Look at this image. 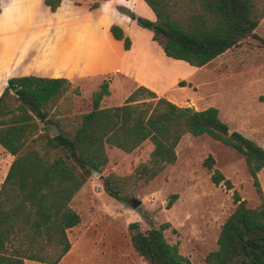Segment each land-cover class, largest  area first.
I'll use <instances>...</instances> for the list:
<instances>
[{
    "label": "trees",
    "instance_id": "1",
    "mask_svg": "<svg viewBox=\"0 0 264 264\" xmlns=\"http://www.w3.org/2000/svg\"><path fill=\"white\" fill-rule=\"evenodd\" d=\"M141 1L154 21L131 13L127 17L151 31V41L166 58L193 68L256 38L254 30L264 16L254 0ZM43 4L54 12L59 0ZM97 5L93 2L90 9ZM108 31L128 50L129 41L118 27L111 25ZM107 86L108 81L102 80L91 93L89 112L70 120H52L47 113L69 87L65 80L21 77L7 81L0 94V146L13 160L0 184V264H23L24 260L57 264L70 247L67 232L79 223L69 203L91 175L101 174L108 152L134 156L147 147L141 163L148 164L137 165L133 172L134 182L147 184L175 163L174 149L185 134L206 135L236 151L260 200L257 207L249 208L232 193L235 206L219 228L216 249L205 255L203 264H264V201L257 179L264 172V149L229 131L215 108L177 107L143 87L135 88L121 105L101 109L100 100L109 94ZM51 127L57 130L54 137ZM213 165L210 156L201 162L212 185L231 189ZM106 175L100 177L103 192L119 200L111 187L118 176ZM167 226L142 232L138 223H129V245L146 264H190L176 244L164 239Z\"/></svg>",
    "mask_w": 264,
    "mask_h": 264
},
{
    "label": "rangeland",
    "instance_id": "2",
    "mask_svg": "<svg viewBox=\"0 0 264 264\" xmlns=\"http://www.w3.org/2000/svg\"><path fill=\"white\" fill-rule=\"evenodd\" d=\"M254 2L259 10H264V0ZM27 4V17L39 13V3L33 0ZM137 11L142 13V7ZM254 34L256 38H248L207 65L193 68L162 56L159 46L151 41L150 30L137 27L130 32L133 56L143 57L149 67L153 66L150 71L155 79L166 76L171 81L159 89L156 97L193 110L215 108L229 131L241 134L264 149V16L259 19ZM153 59L157 64L151 63ZM54 74L58 71L54 70ZM104 78L110 76L74 82L55 103V108L48 111L47 118L70 120L89 112L91 93ZM120 92V88L113 87V103L121 96ZM147 151L144 147L134 156L108 152L109 160L101 174L91 175L71 200L70 207L81 223H94V226H82L90 243H82L84 240L79 235L76 239L79 253L87 263L128 264L129 259L132 263V259L136 260L132 254L125 261H116L120 257L117 249L113 243H106L110 233L118 231L123 223H138L142 232L166 223L168 226L163 231L166 242L176 244L178 253L190 264H203L205 255L216 249L219 228L235 206L232 193L236 192L249 208L260 204L242 157L206 135H183L175 148L176 159L172 166L147 184L134 182L137 165L142 168L148 164L141 163ZM207 156L213 159V168L230 182L231 189L212 185L209 173L201 166ZM107 172L118 176L111 186L119 195L118 201L102 190L100 177L108 176ZM257 179L264 201V172H259ZM131 200L139 202L134 210L129 206ZM75 232L70 231L72 241Z\"/></svg>",
    "mask_w": 264,
    "mask_h": 264
},
{
    "label": "crops",
    "instance_id": "3",
    "mask_svg": "<svg viewBox=\"0 0 264 264\" xmlns=\"http://www.w3.org/2000/svg\"><path fill=\"white\" fill-rule=\"evenodd\" d=\"M29 1L33 0H0V94L9 79H63L70 87L77 81L90 82L109 75L110 78L103 79L108 81L109 94L99 102V108L105 109L121 105L137 87H143L156 96L161 87L171 82L166 76L155 79L150 71L154 69L153 66L149 67L143 57L133 56L130 32L139 26L126 14L154 21L153 14L141 0H59L54 12H50L43 4L44 0H34L40 5L39 13L27 17ZM93 2L98 5L90 9ZM140 6L142 13L137 11ZM111 25L118 27L122 36L128 39V50H123L122 41L110 36L108 28ZM151 63L157 64L154 59ZM54 70L58 74L55 75ZM113 87L121 89V96L116 99V103L111 97ZM12 160L13 157L0 146V184ZM93 224V221H88L83 225L79 219V223L67 232L70 247L57 264H89L80 255V245L76 239L79 235L84 240L82 243H90L82 232V226L85 228ZM127 224L123 223L118 231L110 233L106 243H113L117 249L120 256L117 262L120 259L125 261L132 254L136 260L132 259L131 263L129 259L128 264L137 261L146 264L129 245ZM70 231H77L73 241L69 237ZM23 264L44 263L24 260Z\"/></svg>",
    "mask_w": 264,
    "mask_h": 264
},
{
    "label": "water",
    "instance_id": "4",
    "mask_svg": "<svg viewBox=\"0 0 264 264\" xmlns=\"http://www.w3.org/2000/svg\"><path fill=\"white\" fill-rule=\"evenodd\" d=\"M49 133H50V136H51V137H54V136H56V134H57V130H56L54 127H51V128L49 129ZM97 175H98L97 173H94V176H97ZM138 205H139V202H137V201H135V200H131V204H130L129 206H130V208H131L132 210H134Z\"/></svg>",
    "mask_w": 264,
    "mask_h": 264
}]
</instances>
